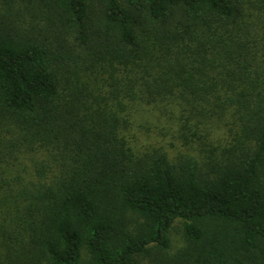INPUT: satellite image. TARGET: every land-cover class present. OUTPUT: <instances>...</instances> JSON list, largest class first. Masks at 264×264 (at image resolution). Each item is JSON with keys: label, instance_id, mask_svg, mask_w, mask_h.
I'll list each match as a JSON object with an SVG mask.
<instances>
[{"label": "trees", "instance_id": "16d2710c", "mask_svg": "<svg viewBox=\"0 0 264 264\" xmlns=\"http://www.w3.org/2000/svg\"><path fill=\"white\" fill-rule=\"evenodd\" d=\"M0 264H264V0H0Z\"/></svg>", "mask_w": 264, "mask_h": 264}, {"label": "rangeland", "instance_id": "374dc122", "mask_svg": "<svg viewBox=\"0 0 264 264\" xmlns=\"http://www.w3.org/2000/svg\"><path fill=\"white\" fill-rule=\"evenodd\" d=\"M23 161H25V163L30 166L31 165V161L27 158H23ZM181 223L178 222L177 227L178 229L180 228ZM178 229L172 230L171 232V238H172V247H171V251H175L181 247H183L185 245V241L182 237V234L179 232Z\"/></svg>", "mask_w": 264, "mask_h": 264}]
</instances>
